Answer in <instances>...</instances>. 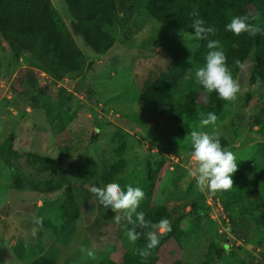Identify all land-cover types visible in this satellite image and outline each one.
Returning a JSON list of instances; mask_svg holds the SVG:
<instances>
[{"label":"rangeland","instance_id":"rangeland-1","mask_svg":"<svg viewBox=\"0 0 264 264\" xmlns=\"http://www.w3.org/2000/svg\"><path fill=\"white\" fill-rule=\"evenodd\" d=\"M51 1L70 26L72 17L64 0ZM112 33L116 45L102 56L89 49L81 37L76 38L90 67L68 80L75 85L67 86V82H56L43 74L53 99L71 109L64 112L68 131L63 134L51 128L44 112L15 105L10 85L28 64V58L25 55L21 60L15 59L0 36V143L14 133V147L21 155L14 167L25 181L50 177L30 168L29 154L64 159L63 168L55 175L70 180L81 214L72 229L53 236L44 224L58 218L63 192L39 196L26 184L23 191H17L12 187L11 168L0 161V264H22L13 252V246L20 241H43L45 251L55 252L58 264L98 263L134 245L126 236L128 223L123 210L105 208L89 190L93 184L105 185L103 177L117 161L114 149L121 141L125 143L128 161L121 184L141 182L152 166L159 172L153 203L173 210V221L189 212L202 216L180 254L172 257L174 247H166L162 255L164 264L174 259L185 264H204L212 244L227 252L221 264L252 263L255 259L264 264V224L255 222L251 227L249 236L258 244L248 245L229 232L214 204V192L201 188L188 175L190 136L177 143L171 135L176 126L165 115L138 103L139 92L150 75L193 54L195 44L191 35L163 26L146 14L131 20L124 18ZM247 69L248 64L237 81L239 91L233 103L225 108L215 127L195 129L223 137L226 148L236 154L237 162L246 160L260 170L264 167V87L248 84ZM116 133L124 139L117 138ZM260 203L264 207L263 197ZM193 204L199 209L193 211ZM116 216L121 219L117 221ZM37 217L42 218L40 224L36 223ZM226 233L230 235L228 239L223 236ZM166 234L167 230L158 232L159 238ZM82 248L93 250L96 259L88 257Z\"/></svg>","mask_w":264,"mask_h":264},{"label":"trees","instance_id":"trees-1","mask_svg":"<svg viewBox=\"0 0 264 264\" xmlns=\"http://www.w3.org/2000/svg\"><path fill=\"white\" fill-rule=\"evenodd\" d=\"M64 2L72 17L70 26L51 0H0V36L8 44L15 59L21 60L25 55L28 58V64L19 70L10 85L15 105L23 104L24 109L44 112L51 128L59 131L57 133L63 134L67 130L64 112L71 109L53 99L45 76L56 82H67L82 75L90 64L76 38L81 37L87 47L97 55H106L117 42L112 30L119 27L124 18L131 20L146 14L163 26L191 35L193 13H196L207 25L215 29L214 33L205 39L197 40L191 36L195 44L193 54L181 62H173L165 71L150 75L139 92V104L165 115L169 122L176 126L171 135L177 143L183 142L195 127L200 126L199 121L204 118V114L214 112L218 121L225 108L233 103V99L222 100L215 92L209 93L195 81L194 70L204 64L209 39L220 42L236 81L240 80L243 69L248 64V84L264 87V0H64ZM240 15H247L249 23L259 26L261 32L255 36L247 33L237 36L226 31L225 24L233 16ZM234 44L236 47H233ZM237 60L240 61L239 65L235 63ZM258 107L259 105H256L255 109ZM257 122L260 123V120ZM205 127L201 126V129ZM116 136L124 139L120 133H116ZM219 138L222 146L227 147L226 140L221 136ZM14 141L15 135L11 132L0 143V161L11 168L13 189L23 191L26 184V187L30 186L39 196L53 192L64 194L58 218L48 219L44 224L53 236L59 237L72 229L81 215L70 180L56 178L55 175L63 168L64 159L38 153L29 154L30 168L37 174H48L50 177L36 182L25 181L18 173L19 170L14 167L15 161L21 157L14 147ZM114 150L117 161L103 177L105 184L119 183L125 190L128 185L142 188L144 197L138 210H143L145 219L153 223L161 218H167L171 230H167L165 237L159 238V244L155 248L147 249V256L142 257L140 251L146 248L147 238L143 233L148 229L137 227L141 236L132 247L123 248L118 256L104 258L98 263L81 264H164L162 255L166 247H174L172 257L180 254L191 237L192 229L200 225L202 216L189 212L173 221V210L166 205L154 204L159 172L152 166L147 168V176L141 182L121 184L120 177L128 166L125 143L121 141ZM238 163L232 177L233 186L212 191L213 200L215 204L218 199L223 206L226 218L222 217V223L225 228L237 239L247 241L248 245L255 244L254 237L249 235L255 222L264 224V207L260 205V198H264L262 191L264 167L257 170L258 166L254 164L253 167V164L246 160H239ZM192 208L193 211L199 209L194 204ZM218 211L220 213L219 209ZM129 227L130 224L127 229ZM223 236L225 239L230 237L227 233ZM45 249L43 241L36 244L20 241L13 246V252L22 264H58L55 252ZM226 256L224 248L212 244L204 264H221ZM166 264L185 262L174 259ZM242 264L263 263L255 259L252 263L243 261Z\"/></svg>","mask_w":264,"mask_h":264},{"label":"clouds","instance_id":"clouds-1","mask_svg":"<svg viewBox=\"0 0 264 264\" xmlns=\"http://www.w3.org/2000/svg\"><path fill=\"white\" fill-rule=\"evenodd\" d=\"M193 17L191 22V36L193 38L205 39L209 34L214 33L215 29L207 25L204 19L198 17L196 13H193ZM225 30L237 36L241 33L255 36L261 32L259 26L249 23L247 15L233 16L225 24ZM206 47L208 51L203 66L194 70L196 83L209 93L215 92L222 100L234 99L239 91V84L233 77L220 42L209 39ZM233 47L236 45L234 44ZM235 63L239 65L240 61L237 60ZM217 119L218 117L214 112H207L204 114V118L200 119L199 124L202 127L209 125L215 127ZM189 156L191 170L188 175L195 179L198 186L210 191L228 189L233 186V173L236 172L239 163L236 154L222 146L220 138L215 132L209 134L203 130L193 129L190 132ZM89 190L105 208L114 212L123 210L124 219L131 225L126 231L130 243L135 244L141 236L137 227L148 229L143 233L147 238V244L146 248L140 251L142 257L148 255L147 249L155 248L159 244L158 232L163 233L165 230H171L167 218H161L158 222L153 223L145 219L143 210H138L140 201L144 197L142 188L138 186L128 185L125 190L121 188L119 183H108L103 186L93 184ZM215 205L220 210V215L226 218L221 203L215 201ZM115 219L119 221L121 217L116 216ZM41 221V217L36 218L37 224H40ZM82 251L86 252L88 257L96 259L93 250L82 248Z\"/></svg>","mask_w":264,"mask_h":264},{"label":"water","instance_id":"water-1","mask_svg":"<svg viewBox=\"0 0 264 264\" xmlns=\"http://www.w3.org/2000/svg\"><path fill=\"white\" fill-rule=\"evenodd\" d=\"M70 85H75V83L74 82L67 81V86H70Z\"/></svg>","mask_w":264,"mask_h":264}]
</instances>
